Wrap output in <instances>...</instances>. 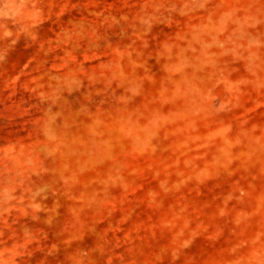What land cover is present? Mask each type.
I'll return each mask as SVG.
<instances>
[{"label": "rangeland", "instance_id": "obj_1", "mask_svg": "<svg viewBox=\"0 0 264 264\" xmlns=\"http://www.w3.org/2000/svg\"><path fill=\"white\" fill-rule=\"evenodd\" d=\"M0 264H264V0H0Z\"/></svg>", "mask_w": 264, "mask_h": 264}]
</instances>
